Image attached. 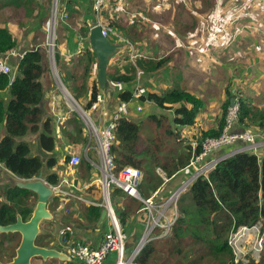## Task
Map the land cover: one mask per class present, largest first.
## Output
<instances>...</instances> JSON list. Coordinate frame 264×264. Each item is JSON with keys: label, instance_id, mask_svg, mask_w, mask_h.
<instances>
[{"label": "crops", "instance_id": "1", "mask_svg": "<svg viewBox=\"0 0 264 264\" xmlns=\"http://www.w3.org/2000/svg\"><path fill=\"white\" fill-rule=\"evenodd\" d=\"M13 1L0 0V27H6L17 42L14 50L7 55L0 56V59H4L13 70V73L9 75L11 80L18 76L17 65L23 53L31 49L42 48V24H44L51 9V0H32L31 2L25 0L26 3L15 0V3L21 5L20 8H14ZM58 2L59 11L66 14V19H60L56 29L57 59L55 64L57 68H55V71L59 82L53 75L46 54L42 62L43 71L39 79L44 92L40 104L41 120L49 118L54 149L51 153H47L40 148L38 134L41 132V128L37 132L27 134L22 138L23 141L28 143L31 155L40 156L43 161L38 176L33 179L46 182L53 189V194L46 202L45 207L49 217L39 222V231L35 239L42 235L44 237L43 243H47L42 248L57 252L58 257L32 258L30 264H80L70 257L66 246L63 244L64 242L60 238V231L63 226H69L73 230V238L90 247H98L103 234L109 229L110 222L108 218L105 217L103 221L98 222L99 217L94 219L88 212L90 207L103 209L101 206H96V203L101 201L100 189L94 183L99 176V170L92 166L90 169L82 168L81 164V162L89 164L93 162L97 165L99 163L94 141L89 144L88 152L84 153L88 140L87 128L78 114L79 109L76 107L82 108L84 106L86 110L89 108L86 105L89 102L93 80H95L98 89L97 94L101 95L102 101L95 111H89V117L100 128L106 126L112 120L117 113L119 103L123 102L117 97V93L121 89H127L133 93L136 87L152 86L150 91L148 90L149 92L162 93L167 89L178 86L195 94L203 101V107L197 114L199 119L196 117L193 125L195 127H189L186 141L193 138V135H197L196 133L213 128V123L210 125V120L207 117H202L201 113L206 111V106L217 105L215 103L217 100H223L222 74L227 77L232 75L235 77L239 76L238 72L245 71L247 75H251L257 81L244 88L243 96L255 100L260 94L264 93V84H261L264 80V0H104L98 16L93 10L94 0H58ZM243 3L246 4L241 9ZM23 6L34 13L33 17L28 20L23 19L21 16L25 13ZM180 11H182L183 17L176 16ZM185 11H187V15L184 14ZM98 22L102 26L122 27L124 30L129 28L131 33L135 34L133 40L129 38L127 31L119 32L127 39L134 41L136 47L151 52L150 66L156 60H163V63L158 67H146L142 59L143 54L141 55L138 49L141 57L136 58L134 66L131 62H128L127 56L120 50L117 54L111 56L106 70L107 78L115 85V90L110 94L101 91L96 82L97 61L88 41L89 29L97 25ZM177 29L184 30L180 38L175 36ZM211 34H213L214 39H210ZM253 35L260 38L259 43H253L255 41H252L253 38L249 37ZM150 39L157 45L155 48L153 42L150 43L153 48L144 47L145 45L148 46L147 41H150ZM194 44L200 47L205 46V49H201L198 54H195L191 50ZM253 48H257V50L255 49L254 52ZM87 50L92 52L93 61H90V71L84 77L85 61L83 53ZM198 58L203 62L209 61L204 69L198 65ZM239 62L244 63L243 69L235 70V66ZM129 65L134 66L135 77L141 79L140 85L134 81L131 84L115 83L111 79V77L121 74L128 75L125 71H131ZM138 66L145 68L146 72H141L142 77L137 73ZM163 73L166 76L159 83L158 76ZM150 78H156L154 85L153 81L148 80ZM200 78H203L206 85L215 84L217 91L214 92V98L211 96L206 98L205 93L198 94L191 89L194 80L202 83L199 80ZM259 78L261 79L259 80ZM236 88L237 85L235 84L228 89V92L234 93ZM64 91L67 92V96ZM0 98L6 104L10 98L9 90L6 89L1 92ZM131 101H135V104L129 103L130 101L126 102L128 113L125 117L134 120L135 118L131 115L133 110L138 113L149 109L148 113L141 114L142 116L138 115L135 120L139 125L143 123L150 124L151 129L154 130L156 126L151 122L150 116H162L165 112H162L151 102H138L134 98ZM140 106L142 111L137 109ZM166 111L169 112V115L164 116L170 122L171 110ZM220 115L221 111L219 110L213 112L215 118ZM73 119H76L77 123L71 121ZM200 121L204 123V129L197 125ZM166 123L168 124V122ZM39 125L41 126V124ZM239 128L242 127L237 126V129ZM186 129L188 128H181L180 131ZM252 129L259 136H262L263 133L258 131L257 128L252 127ZM2 132L3 126L0 125V136ZM226 150L227 148H224L216 153L225 152ZM71 153L81 155L79 164L74 168L67 166V161H65V157L67 158ZM262 156H264V147L258 153L259 158ZM50 157L55 159V164L53 167L48 168L45 163ZM188 172V170L178 171L166 184L161 183L158 189L151 191L144 199L156 191H158V198H165L173 188L181 183ZM51 173L58 176L56 185H51L45 180V177ZM17 180L20 179L0 165L1 188L4 186L16 187L14 183ZM84 185H87V187L85 188ZM78 197L84 200H80ZM2 200L1 198L0 201ZM110 203L115 213L117 211L125 213V205L120 203L116 197L113 200L110 198ZM35 205L36 197L33 209ZM123 216L125 222L124 225H121L116 214L121 228L128 236L126 241V253L128 255L141 234V225L138 213L123 214ZM114 260L115 255L113 253L109 254L103 264H114Z\"/></svg>", "mask_w": 264, "mask_h": 264}, {"label": "trees", "instance_id": "2", "mask_svg": "<svg viewBox=\"0 0 264 264\" xmlns=\"http://www.w3.org/2000/svg\"><path fill=\"white\" fill-rule=\"evenodd\" d=\"M19 1L26 3L25 0ZM13 5L14 8L21 6L19 3H15V0ZM23 7L25 13H31L26 6ZM25 13L21 16L23 17ZM116 29L122 33L127 31L132 40L135 37L129 28L127 30L122 27ZM16 43L11 32L6 27H0V56L7 55L14 50ZM44 57L45 52L42 48L28 50L23 53L18 62V76L16 78L11 80L8 75L0 73V93L8 89L10 96L6 104L0 98V125L3 126V132L0 136V165L21 180L36 178L43 166L40 156L31 155L28 143L22 140L24 136L35 133L41 128V132L38 134L40 148L47 153H51L54 149L49 118L41 120L40 104L44 92L39 79L43 71ZM83 57L85 61L83 74L85 77L90 71V61H93L92 52L84 51ZM56 58L57 53H55V63ZM162 62L163 60L156 61L154 67H158ZM144 64L146 67L150 65V63ZM131 66L134 68L133 65ZM130 70L125 71L128 75L121 74L111 77V79L115 83L131 84L133 81L135 82V76L131 67ZM91 86L90 98L86 107H89L91 102L95 100L98 92L95 80ZM117 97L120 101L129 102L132 92L121 89L118 91ZM137 101L151 102L159 109H170L171 120L168 121L167 125H171L173 129H178V133L179 129L189 128L195 124L197 114L203 107V101L198 96L178 86L162 93L145 91V94L138 97ZM236 101L238 103L236 129L237 126L242 127L237 131L255 127L263 133L262 137H264V93L255 100L238 94ZM229 103L230 100L226 102V106H223L219 125L216 128L199 132V137L193 135L192 139L196 143L194 154L200 152L203 140L220 135L224 125L226 107L229 106ZM150 118L157 128L161 127V120L165 116L163 114L158 117L150 116ZM71 121L77 123L76 119ZM139 131L138 122L127 117L119 118L114 129L112 153L117 169L131 166L144 172L139 194L140 190H144L143 192L146 193L144 197H147L162 183L161 178L155 173V168L160 167L168 177H174L175 173L180 170L184 171L191 157V144L187 143V136H182L185 139H182V143H186L183 146L186 153L184 155L174 153L169 163L161 162L162 158H159V154L163 150H160L153 143V138L142 137ZM67 158L65 157V161ZM54 164L55 159L53 157L48 158L45 163L48 168L53 167ZM82 168L90 169L91 165L84 162ZM45 180L51 185H56L58 176L51 173L45 177ZM111 194L112 200L117 194L124 195L117 188H114ZM128 197L127 195L124 197L126 201H129V204L124 207L125 213L116 212L121 225H124L125 222L123 214L132 213V210L129 211L128 209L131 201L137 200ZM1 198L3 199L0 201L1 226L13 224L17 216L22 221H27L30 218L35 199L32 192L17 187L4 186L3 188L0 187ZM177 208L180 214L173 224V226L176 225L175 237L191 234L194 240L209 245L213 255L218 256L223 252H228L230 256V249L226 244V234H228L231 226L251 225L257 221H261L264 226V156L258 158L255 154L240 152L221 160L206 177L200 176L192 182L179 197ZM100 211L101 209L98 207L88 209L94 219L99 217ZM43 240L44 237L41 235L35 239L34 244L44 247L47 243L44 244ZM19 241L20 235L17 232H0V262L12 260ZM153 252V248L148 243L135 258L134 263L149 264ZM262 255L263 253L257 263L249 262L247 264H259L261 259L264 260ZM34 259H38V257ZM228 264H233L231 256Z\"/></svg>", "mask_w": 264, "mask_h": 264}, {"label": "built area", "instance_id": "3", "mask_svg": "<svg viewBox=\"0 0 264 264\" xmlns=\"http://www.w3.org/2000/svg\"><path fill=\"white\" fill-rule=\"evenodd\" d=\"M51 9L48 17L43 24L42 48L48 57L50 67L55 79L58 81L55 65V53L57 49V23L60 19H66V14L59 11L58 0H51ZM104 0H94L93 10L98 16ZM101 34L121 47V51L127 56L129 62L135 66L138 55L136 45L123 36L118 30L110 26H102ZM0 73L11 75L13 70L4 59H0ZM59 82V81H58ZM145 88L136 87L132 93L131 100L145 94ZM66 96L68 95L64 91ZM102 101L101 95L97 94L95 100L86 110L79 109L78 114L87 128V143L84 148L86 154L89 144L94 141L97 150L98 165L90 162L91 166L99 170V176L95 179V184L99 187L101 201L96 206H101L106 211L110 225L109 229L103 234L101 243L98 247H90L80 240L73 238V230L69 226H63L60 231V238L64 242L66 249L74 261L80 264H103L109 254L115 255L114 264H132L140 251L152 240L156 231L166 234L172 229L173 224L178 218L177 202L181 194L200 177H206L213 170L218 162L227 159L236 153L249 152L258 157V151L264 147V137L250 129L237 131L236 123L238 119V103L233 101V105L227 107L224 118V125L219 136L206 138L201 143V150L194 154L195 142L191 144V157L184 170L189 172L181 183L173 188L165 198H158V191L153 192L148 198L144 199L139 194L142 184L143 174L141 170L131 166L116 168L112 145L114 140V129L119 118L125 117L128 113L126 102L119 103L117 113L112 120L104 127H97L89 117V111H95ZM141 110V106L137 107ZM227 148L225 152L217 151ZM259 158V157H258ZM81 160V156L70 154L67 166L74 168ZM155 173L166 184L172 177H168L160 167L155 168ZM86 188L87 185H84ZM117 188L125 195L135 198L142 203L139 210V222L141 234L138 237L131 252L126 257L127 234L121 228L113 207L110 203L111 191ZM53 190V189H52ZM80 200H84L78 197ZM226 244L230 249L233 264L257 263L261 254L264 252V226L261 221L251 225H239L233 227L227 236Z\"/></svg>", "mask_w": 264, "mask_h": 264}, {"label": "rangeland", "instance_id": "4", "mask_svg": "<svg viewBox=\"0 0 264 264\" xmlns=\"http://www.w3.org/2000/svg\"><path fill=\"white\" fill-rule=\"evenodd\" d=\"M180 4H182V3H180ZM245 4L246 3L242 4L241 9L244 8ZM258 6H262V5H258ZM33 14L34 13H25L23 16V19L28 20L29 18H31L33 16ZM184 14L187 15V11H185ZM176 16L183 17L182 11L178 12ZM40 29L42 31V27ZM183 31H184L183 29H177L175 36L177 38L182 37ZM148 35L150 36V33ZM148 35H146V37H148ZM169 35L172 36L171 33H169ZM249 37L253 38L252 41H255V42H253L255 44L257 42L258 43L260 42V38L257 37V35H253V36H249ZM212 38L214 39L213 34L210 35V39H212ZM151 42H153L152 39H150V41H147L148 46L145 45L144 47H152L153 48V45H150ZM153 43H154V48H155L157 45H155V42H153ZM138 49H139L140 54L141 55L143 54L142 55L143 63H151V60H152V55L150 54L151 52L150 51L146 52L145 49L142 48L143 49L142 50L141 47H138L137 51H138ZM201 49H205V46L200 47V46H197V44H194L191 47V50L194 51L195 54H198ZM255 49L257 50V48H253L254 52H255ZM189 50H190V45H189ZM206 51H207V49H206ZM139 52H138V55H139ZM141 55H140V57H141ZM147 58H149V59H147ZM198 59H199V61L197 62L198 65H200L204 69V67L206 65H208L209 61L206 60L205 62H203V61H201L200 58H198ZM129 66L133 69V71H134L133 75L135 76V74H136L135 69L131 65H129ZM153 66H154V64H151V66L148 65L147 67L151 68ZM243 66H244V63L239 62L235 66V70H241V69H243ZM150 68H148V69H150ZM141 72L145 73L146 72L145 68H140V67L137 68V73L140 75V77H142ZM238 74H239V76H235V77H233V75L231 77H227L224 74L221 75V80L223 82V89H224L223 100L222 101L217 100L215 102L217 105H213L211 107L206 106V111L201 113L202 117H207L210 120V125H212V123H213V128H216L219 125V121H220V118L222 115V108H223V106H226V102L227 101L229 102V100L230 101L231 100L236 101V96L238 94H242V96H243V91H244L245 87H249L252 85V83L254 84V83H256L255 81H257L255 78H252L251 75H247V73L245 71L238 72ZM164 76H166L165 73L160 74L158 76L159 83L162 82V78ZM260 79L261 78H259V80ZM140 80H141L140 78L135 77V83H138V85L141 84ZM148 80H150L151 82L153 81V85L156 82V78H152V79L150 78ZM199 80H201L202 83H200L197 80H194V82L191 84V89L195 90L198 94H200L201 92L205 93L206 98H208L209 96L214 98V92L217 91L215 84L210 83L209 85H206L203 82V78H200ZM228 81H230V82H228ZM142 83H143V80H142ZM235 84L237 85V88L234 90V93L228 92V89L232 88V86ZM261 84L262 85L264 84V80ZM146 85H148V84L146 83ZM150 87H152V86H147L145 88L147 91L148 90L150 91ZM129 103H131V104L133 103V105H134L135 101H133V102L130 101ZM82 108L84 110L86 109L84 106ZM226 109H227V107H226ZM161 110H162V112H165L164 113L165 116L169 115V112H167L165 109H161ZM216 110L221 111V115L215 118V116H213V112L215 113ZM148 111H149V109H146V110H143L142 112L139 111L137 113L136 111L133 110L131 115L133 118L137 119L136 117L138 115H140V116H142L141 114L145 115L146 113H148ZM219 114H220V112H219ZM197 119H199V117H197ZM166 122H168L167 117L161 120V127H157L154 130L151 129V125L148 123L140 124V131L139 132H140V135L142 137H148V138L154 139L153 143H155L159 147L160 150H163V151H160V154H159V158H162L161 162L169 163L171 161L174 153H177L180 155H184L186 153L185 149L183 148V146L186 145V143H182V136H187V131H189L190 128L185 127V128H188L185 131H182V130L180 131V129H179V133H178V129H173L171 127V125L168 126ZM197 125L200 126L201 129L205 128V125L202 121H200V123H198ZM193 127H195V126H193ZM169 129H171L172 131H170ZM196 134H197V137H199V133H196ZM188 142H195V141H193V139L191 138L188 140ZM258 153H259V151H258ZM82 164H84V162ZM142 173L144 176L143 171H142ZM141 191H142V193H141ZM143 191L144 190H140V194H141L140 196L142 198H144V196L146 195V193H144ZM142 194H143V196H142ZM111 196H112V194H111ZM125 196L124 195L120 196L117 194L115 197L117 198V200H119L120 203H123L126 206L127 204H129V201L125 200V198H124ZM33 202L35 203V199ZM131 202L132 203L128 208L129 211L132 210L133 214L138 213V215H139L140 214L139 210L142 207V203L138 200H133ZM177 212H178V214H180L178 211V208H177ZM175 227H176V225H174L172 227V229H170L166 234H164L160 231L155 232L154 237L149 242L150 246L154 250L152 257L149 259V264H228L229 257H230L228 255V252H223L218 256L213 255L211 253V248L209 245L204 244V243H200V242H198L199 240H194L193 236L191 234H184L182 237H175V235H174ZM233 227L234 226H231V228H229L230 230L228 231V234L230 233V231ZM228 234H226V237L228 236ZM207 254H209L210 256ZM262 258L264 259V253L262 255ZM259 264H264V260L261 259Z\"/></svg>", "mask_w": 264, "mask_h": 264}, {"label": "water", "instance_id": "5", "mask_svg": "<svg viewBox=\"0 0 264 264\" xmlns=\"http://www.w3.org/2000/svg\"><path fill=\"white\" fill-rule=\"evenodd\" d=\"M88 41L91 50L93 51L96 65V82L98 88L110 94L115 90V85L107 78L106 70L108 61L112 55L117 54L121 47L117 43L111 41L108 37L101 34V27L95 25L89 29ZM229 105H233V100ZM78 108V106H76ZM241 131V130H240ZM14 185L21 190L32 192L36 197V205L32 211L30 218L27 221H22L19 216L13 224L6 226L0 225L1 233L17 232L20 235L19 245L15 250V255L9 262H0V264H30L32 258H57L58 253L42 248L34 244L35 237L39 231V222L49 217L46 211V202L53 194V190L46 182L38 179L32 180H17ZM106 217L105 209L100 211L99 220L101 222ZM128 255L126 254V257Z\"/></svg>", "mask_w": 264, "mask_h": 264}]
</instances>
